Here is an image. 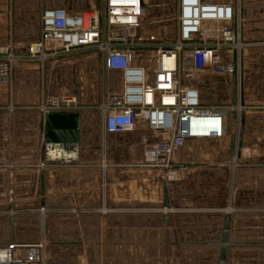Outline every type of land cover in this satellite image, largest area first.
<instances>
[{
	"label": "built area",
	"instance_id": "obj_1",
	"mask_svg": "<svg viewBox=\"0 0 264 264\" xmlns=\"http://www.w3.org/2000/svg\"><path fill=\"white\" fill-rule=\"evenodd\" d=\"M13 1H5L9 10ZM38 1L36 37L21 46L25 48L21 56L14 55L9 40L6 51L0 53V84L13 83L16 61L36 62L41 77L34 107L40 121V150L49 114L79 117L81 111L95 109L103 135H123L139 127L166 134L162 140L145 144L141 160L148 167L166 168L173 148H182L188 140L225 135L232 112L238 117L249 108L242 59L246 51L264 42L245 38L244 0H174L176 36L169 45L160 39L161 33L144 25L147 0ZM86 52L91 54L79 59L102 65L100 102L82 104L75 97L46 95L43 85L48 63ZM113 73L119 75V88ZM182 77L189 83L184 84ZM197 77L217 78L222 91L217 89L216 94L228 92L226 100H208L195 82ZM234 88L236 105L231 103ZM194 118L209 119L201 133L182 126ZM77 158L59 167H76ZM44 211L40 207L38 212L43 215ZM42 250L41 241H0V264H42Z\"/></svg>",
	"mask_w": 264,
	"mask_h": 264
},
{
	"label": "rangeland",
	"instance_id": "obj_2",
	"mask_svg": "<svg viewBox=\"0 0 264 264\" xmlns=\"http://www.w3.org/2000/svg\"><path fill=\"white\" fill-rule=\"evenodd\" d=\"M5 1L6 0L0 1V53H4L6 51L7 45L10 43L9 40L12 39V51L14 55L21 56L25 50L24 47H21L25 44L23 41L28 38L30 39V41H32L36 37L38 31V22L33 10L34 8H38L39 10L40 3L38 0L13 1L12 9L10 12L9 5L6 4ZM244 7L246 10L245 38L247 40H259V42H261L264 39V0H244ZM174 11V0H147L146 12L143 19L144 25L149 30H152V32L161 33L160 39H163L164 42L168 45L172 43L176 36ZM8 27L11 28V34ZM10 35L12 36L11 38ZM258 52L259 51L256 48L253 52H248V55H250L248 58L250 60L245 61L244 64L246 76L252 77L248 78V81V79L246 80V76L244 75L245 80L243 82L245 83V92L249 94L250 91L249 97L245 100H247V103L249 101H253L251 105L245 102L247 104V107L249 105V108L246 109V112L250 115L249 117L251 118V124L247 127V131L245 130L246 127L244 128L243 135H245V137L249 139V143L247 142L241 148V154L239 157L235 158L236 156L233 155L231 156L232 159L223 160L222 162H212L213 165L215 164V162L216 164H226L228 165V167L233 168V171H235L234 175L236 177V180L234 178L235 181H233V183H236V187H234L235 193H233L232 195L233 200L231 203V207L230 205H227L222 209H230L229 211H231L232 213L233 227L231 229V239L237 242L264 241V102H258V104L256 103L257 99L253 98V95L256 91L258 93H261V91L264 89L261 87L264 84V77L262 78L261 76L264 75V66L261 64V61L253 60L254 56L256 57V55H258ZM88 54L91 53H75L73 60L83 61L77 58L84 57ZM65 57L66 56H63L61 57V59ZM19 61L22 62V60ZM86 62H89V60H86ZM16 63L17 61L14 63V67H16L13 68V78L14 76H16L15 73L17 72V69L21 67L19 63V65H16ZM183 79L184 84L189 83L188 79H185V77ZM194 79L195 82H199V84L202 86V91L204 92V94H207L208 96L211 95L209 98H213L215 93L211 94V84L219 85L220 81H218L217 78L208 79L207 77H197ZM38 81H41L40 75ZM17 88L18 87L16 85H14L13 87V83L0 84V164H2V167L0 166V241H5L8 239L9 216H15L17 225L27 228V231H29L33 227H35L36 224H27L26 222L25 224H23L19 222L21 219L19 217L21 215H27L25 216V218H33L39 217L38 215H40L39 213H37L39 209L29 208V205L37 203V200L40 198L39 173L42 169L40 158L38 162L35 163V165L29 166L30 164H27L28 166H25L26 169L23 170L21 168L22 165L20 164L23 163V161H25L26 159H29V157L26 156V153L34 149L33 136L31 137V142L28 140V143H24L23 141V144L20 145L22 141H19L17 145H13V149H15L16 154L19 155L14 157L13 160L18 164H8V115L12 114L14 111H22L20 110L22 108H24L25 112L27 113V110H30L28 106H32L33 103H35L34 97L23 95L21 92H18ZM218 88L222 91V88H220V86ZM218 95L219 96L217 100H226L228 92H221V94ZM11 106L13 107L12 110L10 109ZM33 107H35V105H33ZM20 114L22 113H19V115ZM99 121L100 118L96 117L91 131L92 135H96L100 130ZM27 122L28 117L25 115H20V117L17 119L18 126L14 127L15 130L13 134L16 137H23L27 139L26 137L29 135V131L26 128ZM241 128L242 127L240 123H238L237 125L234 124L232 125L231 129H229V132H235V134H237ZM86 136L89 137L90 132L87 134L86 130L84 131L83 128L82 138H86ZM128 138V134L107 137V143H111V147L107 149L105 148L106 151L104 152L103 150H100V157L99 160H97L101 162L99 163L102 164L104 168H101L98 172L92 169V171L96 172V175L92 177L91 183H89L93 184V188L95 190H100L99 199L96 196H93L92 200L98 199L100 201V204L104 205L103 203L108 200L106 198H109L110 203H114L116 205H124L122 209L133 208L135 204L141 202L143 203L142 207H144L145 209H149L150 206L146 207V205L148 203L157 202L159 199L156 198V195H161L162 205L163 185L161 186L160 182H157L158 184L156 183V177V179L152 182L151 174H146L144 171L142 173L137 172L134 163H132L131 161L128 162V155H130V153L128 154V151L124 147L119 145V142L122 143L124 139L126 140ZM223 142L225 144L227 143L226 141ZM144 146L145 145H143L142 149H140V157H143L144 155ZM208 147V144H191V146L189 145L185 148V157L193 158L192 153L195 152L197 154L200 151L204 152L205 149L206 151H208ZM210 147L213 148V145H211ZM138 151L139 149H136V151H133L131 155H133V153L138 154ZM235 151L236 150H234V152ZM99 155H97V157ZM225 157H227V154H225ZM76 161H78V158L74 162ZM188 162H193V160H190ZM194 162L198 163V161ZM50 166L54 167L52 165ZM63 168H66L65 170L69 171V169L67 168H70V166H64ZM130 169H132V171L134 172L133 174L129 173L130 171L128 170ZM207 171L208 170L189 172L191 174L185 172L183 173L184 176H181V174L177 173L179 174L178 178L184 179L186 183V185L184 186L185 192L197 193L199 190L212 192L219 189L217 193L220 195V178L214 177L212 176V174H206L208 173ZM70 172V175L79 173L77 170ZM205 174L206 176L204 177ZM143 175L149 178L144 179ZM85 178L86 176H83V179ZM79 179L78 177L71 179L69 176L65 178V182L67 181V189L66 196L63 195V198L71 196V191L73 192V190H70L69 187L70 185H73L74 187L75 184L80 183ZM69 182H71L70 185ZM63 184L64 183H61V186ZM151 184H157L155 187L157 193L155 195H152V192L155 193V191L153 188H151ZM86 185L88 184H82V186ZM10 187L15 190H13L14 197L11 201H9L8 193V189ZM55 193L56 192L50 194L52 195V197L49 198V203H51V201L54 202L55 200L60 198V195H55ZM77 194L81 195V193ZM69 197L65 199L67 200L69 199ZM84 199L89 200L90 198L86 196L85 198H83V200ZM22 201L26 202L25 206H23ZM11 202H14L16 207L18 206L20 208L15 209L14 206L13 208H9ZM64 204L67 205L68 203L66 202ZM221 204L222 201L218 196V201L216 203L214 202L209 204L210 206L209 208H207V210H209L207 217L213 216L211 214H214L215 209L219 208ZM22 206L25 208L21 209ZM49 208L50 209H48V214L51 215L50 220L53 221H50L48 225H50L51 229L53 230L51 239L50 235L48 236L49 243H47V250L44 249V246H46V244L43 242V239L41 241L43 249L42 264H64V262L56 260L58 257L56 256L58 252H56V249H50V242H76L72 238L68 237L71 235L72 230L76 229V226L78 228L79 226L81 227V225L78 224L77 218H75L73 222L72 217L70 216V214H68V210L70 208L63 209L60 208V206H49ZM34 210H36V212ZM107 210L108 212H112L113 208H108ZM189 210L192 209L187 207L180 209V211H182L181 216L185 217V215H189ZM107 214L112 215L111 213ZM116 226V222L107 223V242L109 243V245L105 250L104 256L102 254L100 245L101 239L99 227V230L96 233L98 239L96 238L92 241V244L98 245L97 247L99 249L97 253L98 258H95L96 262H94V264H188V260H191L192 258L189 255H185V252H183L182 249H180L178 245L175 244L177 241L173 240L174 247L172 246V250L170 251V253H168L169 259H167V253L165 254L166 247L164 245V241L161 240V235H159V228H155L154 226H144L147 228H143L142 235L138 236L139 238H136L134 240H129V238H127V240L125 241V246H127L125 255L118 261L116 252L117 249L115 250V253H113L111 250V246L117 247L119 244V241L116 239ZM152 227H154L155 229H151ZM177 230H180V227L178 229L175 228L174 233L178 232ZM181 230L183 231L184 229L181 228ZM49 232L50 228H48V234ZM27 241L29 242L30 240ZM228 253L229 254L226 264H264L263 247L236 246L230 248ZM193 258H196L197 260L201 259V257ZM76 259H74V261L77 264H87L88 259L86 255L84 256V253L76 256ZM92 259L93 257L90 258L91 263ZM213 259L214 256L212 254L202 258V260L207 262V264H214ZM88 262L90 263L89 260Z\"/></svg>",
	"mask_w": 264,
	"mask_h": 264
},
{
	"label": "crops",
	"instance_id": "obj_3",
	"mask_svg": "<svg viewBox=\"0 0 264 264\" xmlns=\"http://www.w3.org/2000/svg\"><path fill=\"white\" fill-rule=\"evenodd\" d=\"M3 1V0H0ZM17 1V0H15ZM12 9V8H11ZM11 12V10H10ZM34 12V10H33ZM36 15V13H34ZM245 22H246V16H245ZM10 34H11V28ZM7 35V34H6ZM251 35V34H250ZM12 36L10 35V38ZM253 40V39H250ZM13 41V40H12ZM253 41H259V40H253ZM24 43L30 42V39H26L23 41ZM264 42V39L261 41ZM21 44V43H20ZM259 52L256 57L254 56L253 60L261 61V64L264 66V44H261L260 47H255ZM255 48H251L248 51L245 52V55L242 59L243 65L245 64V61L250 60L248 57V52H253ZM79 59V58H77ZM81 60V59H79ZM76 61V62H75ZM20 64V68L17 69V72L15 73L16 76L13 78L12 73V80H13V87L16 85L18 88V92H21L23 95H26L28 97H34L35 103L33 105H36V100L38 102L39 99V90H41V83L38 81L39 78V71L37 70V64L36 62L32 61H17L16 65ZM16 67V66H15ZM14 67V68H15ZM244 67V66H243ZM47 69L45 74V81H44V90L46 95H62L61 97H75L76 100L79 103L82 104H91L95 105L96 103H99L101 100L100 95V88H101V82L102 78L101 75L103 73L102 71V65L100 62L96 61H89V62H83V61H77L73 60V57L66 56L63 59H58L54 62H49L46 66ZM245 69V68H244ZM15 71V70H14ZM264 72V69H263ZM247 73V72H246ZM246 76V74L244 73ZM112 76H115V87H120V80L119 75L116 73H113ZM262 78L264 75H261ZM248 78H252L250 76H246V80ZM249 81V79H248ZM263 81V80H262ZM36 82V84H35ZM17 83V84H16ZM39 87V88H38ZM212 91L215 96L213 98H209L211 95L208 96V100H217L218 96L216 91L220 92L218 86L216 84H211ZM264 88V84L261 86ZM215 88V90H214ZM264 90V89H263ZM261 91V93H258L257 91L254 93L253 98L257 99L258 101L263 102L264 99V91ZM253 91V90H252ZM250 94V91H249ZM249 94L245 92V99L249 97ZM260 99V100H259ZM33 101V102H34ZM247 103V100H245ZM251 102V103H249ZM247 104L251 105L253 101H249ZM256 102V103H257ZM32 104V103H29ZM32 105V106H33ZM31 106V105H30ZM30 107V110H27V113L25 112L24 108L20 109L22 111H12L13 115V133L15 128L17 127V119L22 116L28 117L27 122V130L29 131V135L25 138L16 137L13 134V145H17L19 141H22L21 144L28 143V140L32 141L33 138V145L34 149L32 151H29L26 153V156L29 157V159H26L23 161V164L21 166L22 170L26 169L25 166H28L27 164H30L29 166L35 165V163L38 162L39 158L41 157V150H40V139L38 137V130L40 128V121H39V114L37 113L36 109L34 107ZM19 113H22L19 115ZM245 121L243 126L244 128L251 124V118L249 117V113H245ZM96 117L100 118L98 112L95 109H88L80 112V115L78 117V131H79V139H78V157L80 159L79 164L76 167H72L69 171L68 170H54L49 173H47L45 177V211L43 215H38L39 217H33V218H25V216L21 215L19 218L21 223L25 224H36L35 227H33L31 230L27 231V228H24L22 226L17 225L16 217L13 218V239L25 242V243H35L38 241H42L43 239V223L44 221H50L51 215L48 214L49 206L53 207H59L60 208H70L68 211L70 216L73 219H78V224L81 225L76 229L72 230L71 235L68 238H72L74 241L78 242L77 244L72 245H58V246H52L49 245L50 249L54 250L56 249V252L58 254L56 256V260H60L64 262V264H77L75 263L74 259H76V256L81 255L84 253V256H87V259L90 261V263L87 260V264H94L96 262L95 260L98 258L97 253L99 251L98 245H93L92 241L93 239H98L97 237V231L99 230V216L101 213H111L112 215H109L108 222L113 223L116 222L117 224V232H116V239L119 241L117 247L111 246V250L113 253H115V250L117 249V258L118 261L120 258L124 257L126 248L125 241L127 238L129 240H134L136 238H139L138 236L142 235L143 228H147L144 226H154L155 228H159V235H161V240L164 241L165 245V253L166 258L169 259L168 253L172 250L174 247L173 240H176L175 243L178 245L180 249H182L183 252H185V255L191 256V260H188V264H207L204 260H202L203 257L208 256L212 254L214 256L213 263L217 264V256L219 251V241L222 235V229H223V218L224 215L229 214L230 215V228H229V241L230 243H233L228 247V252L230 248L236 247V246H248V247H263L264 248V241H251V242H237L233 241L231 239V229L233 227V216L230 209L223 210L222 208L224 206L230 205L232 203V195L235 193L236 183H233V181L236 180V177L234 175L235 171L231 167H228V165L223 163H217L213 165L212 162L214 161H223L227 159H232L230 156V137L231 135L235 134V132H229V129H231L232 125L235 124V121L230 116L228 120V124L226 126V133L225 135L213 139H202V140H188L186 141V144L180 149H177L175 151L174 157L176 161L179 162H188V161H198V164L200 166L195 168H188V169H177L172 172H156V171H148L145 172L146 174H151V180L152 182L157 178V182H160L161 186L164 184L167 188V194L169 198L170 203V209L166 210L161 205V195L157 196L159 200L155 203H148L146 207L150 206L149 209H145L143 206V203L135 204L133 208L129 209H122L124 205L120 204H114L110 203L109 198H106L108 200L103 203L104 205L100 204L99 199V189H94L93 184L91 183L92 177L96 175L94 171H92V166H84L86 162L97 161L100 157V150L103 152L106 151L105 148L111 147V143H107V137L110 136H117V135H103L102 132V125L100 122V130L96 135H92V127L94 125V122L96 120ZM240 115L236 118V125L240 122ZM253 119V118H252ZM84 128V131L86 130V133L88 134L90 132V136H86V138H82V129ZM231 131V130H230ZM129 135L128 139H124L123 142H119V145L124 147L128 154V162L134 163L137 172L142 173L143 171L141 168L138 167L137 163L141 162L142 157H140V149H142L143 145L146 143L162 140L165 138L166 134L158 133V132H149L146 131L144 128H137L132 133H127ZM238 134V133H237ZM23 135V134H22ZM25 135V134H24ZM126 135V134H123ZM120 136V135H119ZM29 138V139H28ZM18 140V141H17ZM243 135V141L245 144L249 141ZM223 141H226L225 144ZM237 142V140H236ZM197 143L201 144H208L209 150L199 153H192L193 158L185 157V148L187 146L197 145ZM30 145V144H26ZM200 145V144H199ZM213 145V148L210 146ZM113 146V145H112ZM115 146V145H114ZM138 151L137 153H131L134 151ZM204 149V148H203ZM99 150V152H98ZM202 150V148H201ZM13 158L16 156H19L16 154L15 149H13ZM130 151V152H129ZM225 154H227V157H225ZM243 154V153H242ZM97 155H99L97 157ZM196 156V158H195ZM237 158V157H235ZM110 161V160H109ZM191 162V163H193ZM232 162V161H231ZM101 163V162H100ZM131 163V164H132ZM50 166V165H49ZM25 167V168H24ZM100 168H104L103 165L99 166ZM164 168V167H163ZM69 169V168H67ZM155 169V168H154ZM77 170L78 174H71L70 171ZM202 170H208L206 174H209L214 177L220 178L219 184H221V190L220 195L217 193L219 191H198L197 193L185 192V181L184 179H179V174L181 176H184L183 173L185 172H192V171H202ZM129 173L133 174L134 172L132 169L128 170ZM152 172V173H151ZM179 173V174H177ZM191 174V173H189ZM204 175V177L206 176ZM69 176L71 179L77 178L80 180V183H77L74 185H70L71 182H69V189L73 190L71 191V196H67L65 199L63 198V195L66 196V189H67V181L65 182V178ZM83 176H86L85 179H83ZM156 177V178H155ZM143 178H149L147 176L143 175ZM235 178V180H234ZM159 180V181H158ZM90 182V183H89ZM61 183H64L61 186ZM85 184H88L86 186H82ZM158 184V183H157ZM151 184V188L154 189L155 193L152 192V195H155L157 191L155 190L156 185ZM80 190H79V189ZM52 189V190H51ZM93 189V191H92ZM14 189L12 188V196L14 197ZM85 192H83V191ZM122 190V189H120ZM56 192L55 195L59 194L60 198L55 200L54 202L51 201L49 203V198L52 197V193ZM76 193V194H75ZM77 193H81L77 194ZM120 193V191H119ZM54 195V194H53ZM90 198L89 200H83L85 197ZM93 196H96L97 200H92ZM218 196L220 197V200L222 201V204L219 206V208L215 209V213L211 214L213 216L207 217L209 210V204L216 203L218 201ZM81 197V198H80ZM120 197V194H119ZM64 199V200H63ZM40 198L37 200L38 202L29 205V208H37L40 209L39 201ZM14 201V200H13ZM20 201V200H19ZM15 202V201H14ZM11 202V208L13 206L15 209H19L20 207H16L15 203ZM68 203L67 205L64 203ZM120 203V202H119ZM14 204V205H13ZM23 206L26 205V202L22 201ZM9 205V208H10ZM21 206V205H19ZM21 207L25 208V207ZM65 206V207H63ZM190 208L192 210H189V215H185V217L181 216L182 211L180 209L183 208ZM216 207V206H215ZM113 208L112 212H108L107 209ZM197 209V210H196ZM149 210V211H148ZM36 212V210H34ZM64 211V210H63ZM196 212V213H195ZM39 213V212H37ZM167 215V222H166V228H165V237L163 236L162 232L164 231L163 227V214ZM186 213V212H185ZM9 216V215H8ZM49 217V218H48ZM38 218V219H37ZM24 221V222H23ZM52 223V222H51ZM50 223V224H51ZM16 226V227H15ZM152 227L151 229H155ZM180 227V230H177L178 232L174 233L175 228L178 229ZM21 230H20V229ZM50 232L48 236L50 235V239L52 237V230L50 225ZM184 229L183 231L181 230ZM75 230V231H74ZM180 231V232H179ZM27 240H30L29 242ZM71 241V240H70ZM81 241V242H79ZM84 241V242H82ZM67 243H73L67 241ZM173 246V247H172ZM142 248V247H140ZM80 250V252H79ZM110 250V252H111ZM110 254V253H109ZM229 254V253H228ZM227 254V257H228ZM92 263L90 258H92ZM193 257H201V259H196ZM96 258V259H95ZM77 260V259H76ZM167 262V261H166ZM227 263V258H226Z\"/></svg>",
	"mask_w": 264,
	"mask_h": 264
},
{
	"label": "water",
	"instance_id": "obj_4",
	"mask_svg": "<svg viewBox=\"0 0 264 264\" xmlns=\"http://www.w3.org/2000/svg\"><path fill=\"white\" fill-rule=\"evenodd\" d=\"M235 65V64H234ZM235 79V72L233 73V80ZM232 105H236L235 100V88H234V98L231 100ZM232 117L236 124V118L237 113L235 111L232 112ZM244 112L241 113L240 117V125L241 129L238 132V134H233L230 137V156H236L239 157L241 154V148L245 145V142L243 141V126H244ZM209 119L206 118H194L191 120H186L183 122L182 126L185 129L193 128L198 133H201V128H205V124H207V121ZM78 139H79V131H78V115L77 114H68V113H55V114H49L47 116V122L45 126V140H44V147L41 150V157L40 161L41 164L47 165L43 166L40 173H39V193L41 196V200L39 201V206L41 208L45 207V177L47 173L59 170L63 171L66 168L59 167L60 163H72L75 160H77V154H78ZM237 140V142H236ZM13 115H8V164L15 165L18 163H15L13 160ZM234 150H236L234 152ZM99 151V150H98ZM176 149L173 148L171 151V154L168 159V167L161 168V167H148L145 166L142 162H138L137 165L139 168H141L142 171L148 172V171H156V172H172L177 169H188V168H195L200 166L197 162H179L176 161L174 154ZM21 165L23 163H20ZM84 166H92L93 169L98 172L101 168V164L95 161H90L84 163ZM49 165H52L54 167H51ZM2 167V164H0ZM56 166V167H55ZM72 167L69 168V170ZM9 193V201L13 199L12 196V188L10 187L8 189ZM162 207L166 210L170 209V203L169 198L167 194V188L164 184L163 186V195H162ZM11 208V205H10ZM108 217L109 215L104 212L101 213L99 216V227H100V239H101V250L103 256L105 255V250L107 249L109 243L107 242V223H108ZM163 219V235L165 237V228H166V222H167V215L166 213L162 216ZM8 241L9 242H17V240L13 239V218L12 216L8 217ZM48 222L44 221L43 223V242L46 244L44 246V249L47 250V243H49L48 238ZM229 228H230V215L226 214L223 218V229H222V235L220 238V241L218 243L219 245V251L217 256V264H226V258L228 254V247L232 245L233 243H230L229 241ZM52 246H58V245H69L68 243L63 242H50ZM166 254V253H165ZM104 260V259H103ZM166 262V261H165Z\"/></svg>",
	"mask_w": 264,
	"mask_h": 264
},
{
	"label": "bare ground",
	"instance_id": "obj_5",
	"mask_svg": "<svg viewBox=\"0 0 264 264\" xmlns=\"http://www.w3.org/2000/svg\"><path fill=\"white\" fill-rule=\"evenodd\" d=\"M63 243H67V242H63ZM78 242H73V243H68L69 245H72V244H77Z\"/></svg>",
	"mask_w": 264,
	"mask_h": 264
}]
</instances>
